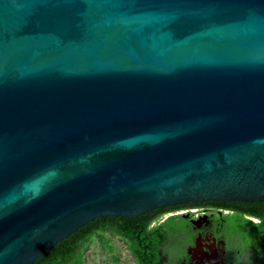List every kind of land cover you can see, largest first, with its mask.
Wrapping results in <instances>:
<instances>
[{"label": "water", "instance_id": "obj_1", "mask_svg": "<svg viewBox=\"0 0 264 264\" xmlns=\"http://www.w3.org/2000/svg\"><path fill=\"white\" fill-rule=\"evenodd\" d=\"M236 201L264 202V0H0V264Z\"/></svg>", "mask_w": 264, "mask_h": 264}, {"label": "flooded vegetation", "instance_id": "obj_2", "mask_svg": "<svg viewBox=\"0 0 264 264\" xmlns=\"http://www.w3.org/2000/svg\"><path fill=\"white\" fill-rule=\"evenodd\" d=\"M217 203L182 204L183 208L164 215L161 222L171 218L176 223L166 238V244L173 245L167 251L175 258L171 264H264V216L239 213Z\"/></svg>", "mask_w": 264, "mask_h": 264}, {"label": "trees", "instance_id": "obj_3", "mask_svg": "<svg viewBox=\"0 0 264 264\" xmlns=\"http://www.w3.org/2000/svg\"><path fill=\"white\" fill-rule=\"evenodd\" d=\"M217 205L230 207L239 213H250L260 218L264 216V202H218ZM181 208H183L181 205L159 208L130 219L96 218L41 254L32 264H85L83 250L95 238H99L104 250H109L105 247L107 240L102 237L106 235L124 243L134 264H171L175 258L168 256L167 251L171 250L170 247L173 245L166 244V238L172 235L173 226L176 223L171 218L161 223L153 225L152 223L166 213ZM239 222L249 226L255 225L242 219H239Z\"/></svg>", "mask_w": 264, "mask_h": 264}, {"label": "rangeland", "instance_id": "obj_4", "mask_svg": "<svg viewBox=\"0 0 264 264\" xmlns=\"http://www.w3.org/2000/svg\"><path fill=\"white\" fill-rule=\"evenodd\" d=\"M157 220L155 224L161 222ZM108 249L104 250L99 238H95L83 250L85 264H134L133 258L124 243L113 237L102 236Z\"/></svg>", "mask_w": 264, "mask_h": 264}]
</instances>
